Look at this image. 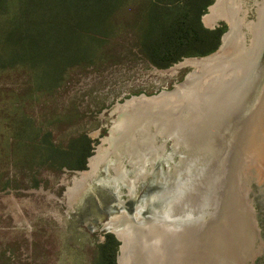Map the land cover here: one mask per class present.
<instances>
[{
	"label": "rangeland",
	"instance_id": "obj_1",
	"mask_svg": "<svg viewBox=\"0 0 264 264\" xmlns=\"http://www.w3.org/2000/svg\"><path fill=\"white\" fill-rule=\"evenodd\" d=\"M236 5L238 10L232 13L235 20L221 18L208 26L204 17L210 8L202 24L211 30L226 27L227 31L229 23H240L251 45L263 0H237ZM133 12V8L124 9V24L133 19ZM236 32V39L242 42V33L238 28ZM122 35V42L100 41L95 58L66 67L56 87L41 85L27 61H6L8 55L0 45V264H94L95 246L106 234L115 235L103 226L122 218L130 220L126 229L147 226L149 214L161 209L162 202L156 197L169 188L168 171L177 163V158H171L173 141L157 134L155 149L135 162L115 148L112 122L117 108L126 101L172 92L189 75L202 73L193 60H187L192 58L158 69L135 48L130 29ZM239 46L234 56L243 51V45ZM195 58L200 61L202 57ZM230 77L231 73L224 79ZM212 79L206 76L202 84ZM30 128L40 135L17 137L18 130L28 134ZM81 137H87L93 148L85 170L60 168L46 163L40 155H28L40 139L68 149ZM153 152L157 157L154 162ZM229 169L224 176L225 189ZM74 171L81 174L75 178ZM247 195L256 235L250 250H260L247 264H264V181L251 178ZM164 227L173 232L181 228L174 224ZM155 237L160 245L159 236ZM178 254V264H183L187 252L184 257L179 249ZM133 259L130 249L123 262L132 264Z\"/></svg>",
	"mask_w": 264,
	"mask_h": 264
},
{
	"label": "water",
	"instance_id": "obj_2",
	"mask_svg": "<svg viewBox=\"0 0 264 264\" xmlns=\"http://www.w3.org/2000/svg\"><path fill=\"white\" fill-rule=\"evenodd\" d=\"M222 1L215 0L213 5L218 6ZM236 28L241 32L240 23H229L219 49L196 64L202 74L189 75L172 92L150 100L131 99L117 108L111 140L118 152L139 162L155 149L157 134L161 133L165 140L173 141L171 158H177V163L168 171L169 188L156 197L162 202L156 213L158 217L148 221L147 226L125 227L119 232L116 229L115 235L121 243L118 264H124L130 249L134 256L132 264H178L180 246L183 254L187 252L183 264H219L220 260L214 256L225 260L221 264L251 262L247 257H240V253L237 256L248 242V237L241 235L237 227L245 221L240 214L241 206H245L255 233L253 210L247 193L226 202L224 176L234 166L236 148L243 144V127L251 117L258 93L264 89V28L260 33L251 32V45L241 32L243 51L234 56ZM236 72L240 77H234ZM230 73L231 77L225 80ZM206 76L214 79L203 85L202 79ZM116 155L120 160L119 154ZM156 158L153 152L152 162ZM71 173L75 178L81 174ZM170 199L172 203L184 199L171 211L174 213L167 208ZM166 214L181 227L174 230L175 234L154 223ZM106 229H109L108 223L103 226ZM155 235L163 237L160 247L156 245ZM162 247L164 254L157 251Z\"/></svg>",
	"mask_w": 264,
	"mask_h": 264
},
{
	"label": "trees",
	"instance_id": "obj_3",
	"mask_svg": "<svg viewBox=\"0 0 264 264\" xmlns=\"http://www.w3.org/2000/svg\"><path fill=\"white\" fill-rule=\"evenodd\" d=\"M214 1L0 0V45L8 55L4 61H27L45 87H56L61 73L76 61L95 58L100 41L122 42L128 29L144 59L158 69H168L219 49L226 27L211 30L202 24ZM127 7L133 8L134 17L124 24L122 13ZM36 133L30 128L28 134L18 130L16 135L27 138ZM92 150L87 137L72 142L68 149L43 138L28 155H40L60 168L85 170ZM120 245L115 235L106 234L95 246L94 264H118Z\"/></svg>",
	"mask_w": 264,
	"mask_h": 264
},
{
	"label": "bare ground",
	"instance_id": "obj_4",
	"mask_svg": "<svg viewBox=\"0 0 264 264\" xmlns=\"http://www.w3.org/2000/svg\"><path fill=\"white\" fill-rule=\"evenodd\" d=\"M239 1V0H238ZM223 4L221 6L212 5L211 6V12L207 14L204 17V23L208 26L213 25L214 23H217L219 19H234L235 12H237V8L239 6L236 5L237 0H223ZM260 19L259 24H257L256 33H260V31L264 28V0H263V9L260 10ZM258 36H255L257 38ZM227 40V39H226ZM236 41V49L234 48L232 51L235 52L237 49H239V39L234 38ZM257 40V39H255ZM202 60H193L191 61L194 64H199ZM255 103L252 105V111L250 113L251 117L246 121L245 126L243 127V135L242 141L243 144L240 147L236 148L235 155H234V166L230 167L228 171V175L226 177V186H227V192H226V202H230L231 198L235 196H242L245 193H247L248 185L251 181V178H256L259 183L264 181V89L260 93H258ZM121 124V123H120ZM121 127V126H120ZM184 200V199H182ZM181 200V201H182ZM172 199L168 200L167 208L170 213L173 211L175 206L180 205L181 201L176 200L173 203L171 202ZM245 210L246 207L244 206ZM241 206L240 214H243L242 219L245 220L243 224L237 227L238 232L243 235L244 237H248V242L244 244L242 249L238 251L237 256L240 253V257H247L249 260H254L258 255L260 250H257L254 252L253 249L250 250V247L253 242V238L255 236L254 231L252 230L253 225L251 224L250 220L247 219L248 213L246 214V211ZM159 210L153 211L149 214L148 221H152L155 219V217H158ZM126 216V215H124ZM123 217V216H122ZM127 217V216H126ZM138 218V217H135ZM255 219V218H254ZM124 219H119L118 222L110 221L108 223V228L113 231L118 232L125 227V221ZM130 221V220H129ZM256 221V220H255ZM155 225L158 224L159 227L164 226L165 224H174L177 225L175 222H173V218L166 214V216H160L156 222H154ZM130 228V227H129ZM117 229V230H116ZM160 229V228H159ZM165 230L169 231L168 228ZM170 232V231H169ZM257 234V232H256ZM162 236H159L160 242L162 241ZM157 242V246L160 247V245ZM158 252L160 254H164L165 250L164 248H157ZM181 249V246L180 248ZM186 255L184 254V257ZM235 257V255H234ZM214 259L217 261L220 260L225 262L224 259L214 256Z\"/></svg>",
	"mask_w": 264,
	"mask_h": 264
},
{
	"label": "crops",
	"instance_id": "obj_5",
	"mask_svg": "<svg viewBox=\"0 0 264 264\" xmlns=\"http://www.w3.org/2000/svg\"><path fill=\"white\" fill-rule=\"evenodd\" d=\"M209 29V28H208Z\"/></svg>",
	"mask_w": 264,
	"mask_h": 264
}]
</instances>
